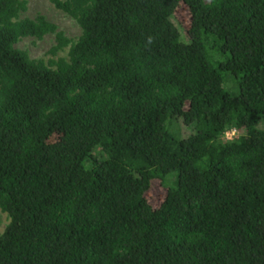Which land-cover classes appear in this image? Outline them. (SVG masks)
Listing matches in <instances>:
<instances>
[{
    "label": "trees",
    "instance_id": "obj_1",
    "mask_svg": "<svg viewBox=\"0 0 264 264\" xmlns=\"http://www.w3.org/2000/svg\"><path fill=\"white\" fill-rule=\"evenodd\" d=\"M51 2L0 0V264H264V0Z\"/></svg>",
    "mask_w": 264,
    "mask_h": 264
},
{
    "label": "rangeland",
    "instance_id": "obj_2",
    "mask_svg": "<svg viewBox=\"0 0 264 264\" xmlns=\"http://www.w3.org/2000/svg\"><path fill=\"white\" fill-rule=\"evenodd\" d=\"M39 15H45L49 20L54 22L59 30L64 31L65 35L76 39L81 35V29L73 18L68 16L65 12L55 7L51 0H29L28 11L23 16L36 18ZM178 15L181 21L188 22L189 12L185 6L178 9ZM56 43L55 34L49 33L42 39L35 37H25L21 39L16 47L25 49L28 51L32 58H51L53 55L50 50ZM68 49H65L61 54L65 55ZM186 131L183 129V132ZM238 134L236 131H230L227 133V138L231 139ZM165 189L158 182L149 195V200L153 205H158L164 196ZM10 223V217L6 212H3L0 207V234L4 232L7 225Z\"/></svg>",
    "mask_w": 264,
    "mask_h": 264
}]
</instances>
